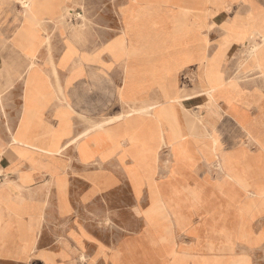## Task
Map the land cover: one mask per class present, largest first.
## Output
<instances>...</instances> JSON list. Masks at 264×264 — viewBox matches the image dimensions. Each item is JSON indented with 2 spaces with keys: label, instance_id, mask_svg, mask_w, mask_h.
Instances as JSON below:
<instances>
[{
  "label": "crops",
  "instance_id": "1",
  "mask_svg": "<svg viewBox=\"0 0 264 264\" xmlns=\"http://www.w3.org/2000/svg\"><path fill=\"white\" fill-rule=\"evenodd\" d=\"M21 1L24 0H0V93L10 94L9 102L18 89L21 93L20 113L15 119L9 114L8 121L0 123V143L8 146L21 127L24 81L30 78L32 93L39 92L45 99L40 101L37 112L30 111L37 117V124L26 125L23 140L49 147L53 136L61 134L70 112V127L57 143L63 148L77 135L91 130L78 140L86 138L90 159L82 160L79 151L69 147L54 155V162L48 161L44 154L35 156L44 164L37 169L24 163L23 170L33 173L34 180L22 192L28 197L27 212L20 218L6 214L0 219V264H175L171 258L175 249L166 240L168 231H155L153 246L143 249L140 243L147 238L145 231L132 233L122 229L124 234L100 227L103 226L100 223L116 218L105 210L101 215L78 214L80 208L91 207L95 202L109 206L106 195L126 188L132 198L122 204L133 206L134 220L144 221L142 215L135 213L138 207L148 208L156 204V199L168 200L174 185L185 187L188 183L167 169L165 162L170 155L161 133L162 141L159 137L154 145L155 151L159 150L157 162L138 171L140 177L151 175L152 183L143 178L135 188L130 176L132 172L136 174L135 149L128 133L131 126L140 125L139 114L110 123L102 130L96 124L133 110L152 113L150 120L164 127V140L172 154L182 157L184 163L185 158L191 157L192 149L197 150V164L192 173L199 181L203 203L223 201L218 184L209 175L212 162L205 159L199 148L207 143V129L214 132L215 144L210 142L209 148L215 157L223 144L243 149L244 141L258 140L264 147L263 125L246 108L251 103H236V97H240L236 92L238 84L229 87L223 81L227 72L223 63L238 55L242 46L238 34L245 32L240 28L239 16L247 19L242 25L247 26L249 33L252 22L261 21L264 0H135L134 5L122 6L127 13L124 21L119 10L117 33L111 35L110 24L106 28L103 23L98 36L88 37L61 33L62 17L68 11L75 13L79 0H32L35 10L27 16L22 15ZM207 12L211 15L208 21ZM226 29L232 35L229 40H224ZM48 31L56 35L52 49L47 43ZM31 60L35 62L32 69ZM183 74L193 78L194 84L184 85L180 79ZM36 83H43V88ZM193 90H197L195 94H188ZM209 95L211 101L207 100ZM184 101L198 105L192 115L199 119L191 117L189 127L178 105ZM208 103L221 112V117L207 115ZM78 116L90 120L92 125L87 128ZM197 129L200 133L194 134ZM248 146L250 154L256 155L257 151ZM259 153L264 156V150ZM11 167L8 163L0 169L10 172L15 179L16 173L8 171ZM52 174L66 175L65 200L59 198L57 178ZM79 178L85 186L81 193L78 187L74 189ZM153 180L160 182L154 195L150 192ZM189 182L195 187L193 180ZM160 189L166 197L157 195ZM63 206L69 208L63 210ZM19 237L35 238V242L26 246ZM80 242L83 248H88L85 263L80 258L83 252ZM146 254L150 258L143 256ZM128 255H132L129 260Z\"/></svg>",
  "mask_w": 264,
  "mask_h": 264
},
{
  "label": "rangeland",
  "instance_id": "2",
  "mask_svg": "<svg viewBox=\"0 0 264 264\" xmlns=\"http://www.w3.org/2000/svg\"><path fill=\"white\" fill-rule=\"evenodd\" d=\"M134 2L135 0H79L74 7L75 16L67 17V23L72 26L74 25V27L72 28L64 24L61 33H67L69 36H72V33L78 34L80 37H88L92 34L93 36H98V33L101 32L104 26L103 23H105L106 28L108 27L107 24H110V33L114 35L120 27L119 10L121 9V15L124 21L127 13L124 12L126 9L122 6L134 5ZM21 4L23 9H25L26 4ZM78 14L82 17L79 18ZM206 15L207 21L211 19L209 12ZM239 18L240 28H243L245 32L244 34H238V43L242 44V46H240L238 55L230 60V62L223 63V68L227 71L223 81H231L238 84V91L236 92L237 94L239 93L240 97H236L237 101L235 102L244 105L247 101L250 102L251 105L246 108L250 109V113L254 114L253 119L261 123L264 128V73L260 68L263 63L262 51L264 48L259 46L264 39V24L252 22V29L248 33L245 28L247 26L242 25L247 22V19L241 18L240 16ZM223 21L225 22V18H223ZM48 33L50 36L46 37L47 43L49 44V48L52 49V43L56 35L54 31H48ZM226 33L227 35L224 37V40L231 39L232 35H230L228 29H226ZM184 74L186 75L187 73L185 72ZM184 74L180 78L184 85H193L194 79ZM28 80L30 78H27ZM22 83L23 81L21 80L20 85ZM234 86L236 87L237 85ZM24 87L25 93L23 96L24 106L21 127L16 134L12 135L11 142L8 146L0 143V167L6 166L9 163L12 167L8 171L16 173L14 174L16 177L13 179V177L11 178L10 172H3L0 169V219L6 214H12L16 218H20L22 214L27 212L28 197L22 192L25 188L31 186L34 180L32 178L33 173L23 170L24 163L28 162L33 169L43 166L42 161L35 157L38 153L33 148L38 147L43 150H48L50 146L54 148L61 147L58 145L57 140L70 127L71 113L68 112L67 121L65 120L61 134H57L56 137L53 136L52 144L49 147L46 148L42 144H38V141L28 142L23 140L22 132H27L26 125L30 123V125L36 126L35 123L37 124V117L32 116L30 111L33 109L38 110L40 104V101L32 103L26 100L28 94L38 95L40 93H32L30 86H27L25 81ZM196 91L193 90L188 94H195ZM19 92L20 89L16 91V94L13 95L10 102L7 101V97L10 94L4 95L0 93V123L8 121L9 114H12V119H15L20 113L19 99L21 93ZM210 99L209 95L207 100L211 101ZM178 105L182 107L186 125L189 127L192 124L191 117H195L193 116V112L198 105L194 101L190 103V106L185 101L178 102ZM208 105V108H206L208 116L221 117V112H216L213 105ZM29 106H32L33 109ZM117 109L118 107H115L113 111L116 112ZM24 111H26V115H24ZM147 113L149 112L138 115L140 125L131 126L132 128L128 133L130 142L135 149L136 163L134 171L136 174L134 172L130 174L135 188H137L138 182L143 178H147L149 184L152 183L151 175H142L140 177L138 171L149 168L157 162L159 150L155 151L154 145L157 138L160 137L162 141L161 133L163 134L162 143L169 149L170 155L165 165L171 175L174 174L175 177H181L183 182H188L187 185L185 187L174 185L175 190L169 195L171 199H156L154 200L156 204H152L148 208L147 206L138 207V210H134L135 213L143 216L144 221L134 220L131 217V209L133 206L122 204L125 202L129 203L132 198L131 191L126 188L116 189L106 195V198L111 203L109 206L102 207L99 202H95L91 207L80 208L78 214L101 215L105 210L106 214L110 213V215H114L116 218L100 223L103 224L100 227L114 232L119 231V233L124 234L126 232L122 231V229L127 232L130 230L132 233L134 231H145L147 238L143 239V242L140 243L143 249H148L150 246H153L155 231H168L170 235L167 236L168 239L166 240L175 249L171 257L175 264H187V261H189V264H216V261L219 263L223 262V264H264V156L262 153H259V150H264L262 143L258 140L255 142L250 141V143L244 141L242 143L243 149L232 148L223 144L222 151L220 149L221 152H218L217 157H215L211 155L212 152H210L209 148L210 142L215 144L214 140H212L214 139V132L208 129L206 130V146L204 145L199 150L208 162H212V172L209 171V175L211 176L212 182L216 181L218 184V191L221 192L224 200H217L216 203L213 201L212 204H204L201 196V188H198L199 181L192 173L197 164V150L192 149L190 152L191 157L185 158V162L183 163L182 157H176L175 154H172L170 147L166 144L163 133L164 127L162 126L161 128V126L159 127L156 123L152 122L150 118L154 115ZM189 113H191L190 117L188 115ZM175 114L181 119L179 111H176ZM195 118L197 120L199 119L198 116ZM79 119L87 125V128L92 125L90 120H86L81 116ZM12 130L11 128L10 131L12 132ZM193 133L199 134L200 131L197 129ZM13 136H19L27 145H31L32 147L22 148L13 146ZM248 144H250V149L257 151L256 155L252 156L250 154ZM70 147H77L76 150L79 151L82 160L88 161L90 159L86 138L74 143ZM47 159L52 162L55 160L53 156L48 155ZM188 171L190 172L188 173ZM52 176L57 178L56 188L59 198L65 200L67 195L66 175L52 174ZM190 179L195 182V187L190 186ZM159 183L153 180V184L150 186V192L153 195L157 193ZM74 184V189L77 190L78 187V192L80 193L85 189L80 178ZM157 195L159 197H166V193L162 192L161 189ZM68 208V206H63V210H67ZM141 208L147 209L142 211ZM165 213L171 217H168L169 221H164L166 223L161 220L162 215ZM18 240L26 246H30L35 242V238L28 239L26 237H19ZM114 240H118V238L115 237ZM79 246L83 248L81 242ZM87 251L88 248L84 247L83 252L80 254L82 263L88 262ZM131 256L128 255L127 259L129 260ZM143 256L150 258L149 254Z\"/></svg>",
  "mask_w": 264,
  "mask_h": 264
},
{
  "label": "bare ground",
  "instance_id": "3",
  "mask_svg": "<svg viewBox=\"0 0 264 264\" xmlns=\"http://www.w3.org/2000/svg\"><path fill=\"white\" fill-rule=\"evenodd\" d=\"M202 2V1H201ZM21 3H23V4H26V7H25V9H24V11H23V13H22V15L23 16H27L28 15V13L31 11V12H34V10H35V8H34V2L32 1V0H24V1H21ZM211 3V2H210ZM201 3H199V5H200ZM183 7V6H182ZM199 7V6H198ZM185 9V8H184ZM229 11V10H228ZM192 12H194L193 10H192ZM75 14L76 13H74V12H72V11H68L67 13H66V15H64L63 17H62V19H61V23H63V24H68L67 23V17L68 16H71V17H73V16H75ZM192 14V13H191ZM194 14V13H193ZM79 15V18L80 17H82L80 14H78ZM192 16V15H191ZM235 17V16H234ZM259 17L261 18V21H260V23L261 24H264V12H262V13H260V15H259ZM78 18V19H79ZM205 21V20H204ZM51 22V21H50ZM51 23H55V21H53V22H51ZM56 24V23H55ZM68 25H70V24H68ZM246 45V44H245ZM244 45V46H245ZM259 46H261V47H263L264 48V39H263V41H262V43L261 44H259ZM252 50V49H251ZM232 55V54H231ZM262 57H264V50L262 51ZM36 59V58H35ZM37 60V59H36ZM209 61V60H208ZM30 68L32 69L34 66H35V62H34V60H31V62H30ZM213 65V64H212ZM260 68L262 69V70H264V64H262L261 66H260ZM28 70H30V69H28ZM27 70V71H28ZM21 78V77H20ZM30 81L31 80H25V83H26V85L27 86H30L31 84H30ZM61 82H62V80H61ZM46 83V82H45ZM48 84V83H47ZM227 84H228V86L229 87H232V86H234V85H237V83H235V82H232L231 83V81H229V82H227ZM39 85H41V87L40 88H43L42 87V85H43V83H36V86H39ZM47 90V89H46ZM47 91H49V90H47ZM213 92V91H212ZM45 94V93H44ZM43 95H41V94H28L27 96H26V100L27 101H31L32 103L33 102H35V101H41V100H43V99H45L44 98V96L42 97ZM42 97V98H41ZM211 97H212V99H214V93H211ZM41 98V99H40ZM206 99V98H205ZM188 104H190V103H187V105ZM199 104V103H198ZM208 104H210V103H208ZM210 105H212V104H210ZM209 106V105H208ZM30 108H32V106H29ZM33 109V108H32ZM222 110V109H221ZM33 111H35V112H37V110H35V109H33ZM147 111L146 110H133V111H130V112H128L127 114H122V115H120V116H118L117 118H115V119H110L109 121H106V122H100V123H98V124H96V127L97 128H100V129H103L106 125H108V124H110V123H114V122H117V121H120V120H124V119H126L127 117H129V116H131V115H133V114H141V113H146ZM147 114H149V113H147ZM146 114V115H147ZM24 115H26V111H24ZM35 117V116H34ZM95 127V128H96ZM23 128V127H22ZM161 128H162V125H161ZM91 130H89V131H87V132H85V133H83V134H81L80 136H78V137H76L75 139H73V140H71V142L69 143V144H67L65 147H57V148H54V147H49L48 148V150H43V149H41V148H38V147H36V148H33V150L35 151V152H37L38 153V155H40V154H44V155H48V156H54V155H56V154H60L61 152H63L64 150H66V149H68L71 145H73L74 143H76L80 138H82V137H84V136H86L89 132H90ZM164 133V132H163ZM211 138V137H210ZM224 139V138H223ZM212 140H214V139H212ZM225 140V139H224ZM216 141V140H215ZM11 142V141H10ZM12 144H13V146L15 145L16 147H22V148H27V147H32L31 145H27L21 138H19V136H13V139H12ZM242 144V143H241ZM77 148V147H76ZM75 148V149H76ZM156 154V153H155ZM172 157V156H171ZM217 157V156H216ZM213 167V166H212ZM220 180V179H219ZM221 193V192H220ZM2 194V193H1ZM192 196V195H191ZM174 197V196H173ZM197 198V197H196ZM171 199V198H170ZM195 200V199H194ZM170 201V200H169ZM191 201V200H190ZM171 203V202H170ZM190 203V202H189ZM179 205H181V204H179ZM196 205V204H195ZM194 205V206H195ZM170 206V205H169ZM183 207V206H182ZM167 208V207H166ZM190 208H191V206H190ZM4 210V209H3ZM167 210V209H166ZM175 210V209H174ZM191 210V209H190ZM173 212V211H172ZM167 213V212H166ZM163 214L162 215V221L164 222V221H169V218L168 217H170V216H167V214ZM173 216H174V214H172ZM171 218V217H170ZM164 223H166V222H164ZM174 230V229H173ZM225 230V229H224ZM224 232V231H223ZM172 235V234H171ZM260 235V234H259ZM264 244V243H263ZM262 245V244H261ZM260 245V246H261ZM177 247V246H176ZM228 250V249H227ZM232 250V249H231ZM187 254V253H186Z\"/></svg>",
  "mask_w": 264,
  "mask_h": 264
}]
</instances>
